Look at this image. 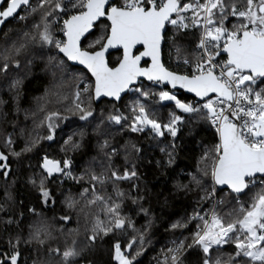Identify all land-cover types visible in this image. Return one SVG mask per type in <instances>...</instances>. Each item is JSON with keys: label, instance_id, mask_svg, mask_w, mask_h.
Instances as JSON below:
<instances>
[{"label": "snow or ice", "instance_id": "obj_1", "mask_svg": "<svg viewBox=\"0 0 264 264\" xmlns=\"http://www.w3.org/2000/svg\"><path fill=\"white\" fill-rule=\"evenodd\" d=\"M12 21L18 30L4 32L0 47V91L11 101L6 108L9 100L0 97V264H141L154 221L136 164L143 149L133 139L114 142L113 133L124 130L147 132L160 153L156 169L176 193L195 194L193 211L168 226L193 224L190 238L174 239L157 264H264V0H0V25ZM165 49L170 59L175 54V69L163 61ZM36 58L50 86L34 110L22 109ZM69 81L70 105L52 110L68 99L62 89ZM181 90L191 98H180ZM127 94L133 98L122 110ZM102 98L110 106L97 114ZM169 103L174 109L161 118L157 106ZM21 112L30 130L19 123ZM70 116L83 123L60 145L64 156L51 157L41 142H53ZM199 124L214 130L216 142L202 148L195 171L178 170L180 133L186 129L199 144ZM86 137L95 138L97 154L76 175L68 153L84 148ZM25 170L44 206L56 203L53 186L81 185L61 195L83 220L82 240L80 227L60 226L66 238L53 246L48 218L35 207L25 218L14 195ZM141 213L138 228L133 215Z\"/></svg>", "mask_w": 264, "mask_h": 264}, {"label": "trees", "instance_id": "obj_2", "mask_svg": "<svg viewBox=\"0 0 264 264\" xmlns=\"http://www.w3.org/2000/svg\"><path fill=\"white\" fill-rule=\"evenodd\" d=\"M13 30L17 29V24L15 21L11 23H6L0 33V47H3L4 39L3 33L9 32L12 34ZM85 41V45H86ZM169 50L165 49L163 53V61L165 58H169ZM117 53H113L109 60L112 61L115 59ZM175 54L171 60V65L175 69ZM22 65L24 64V58H21ZM166 63V62H165ZM43 67V61L39 58H36L32 66L31 72L28 74L27 79L25 80V90L23 95L20 98V106L22 109L34 110L36 107V98L43 96L45 89L50 86V77L46 76L41 70ZM77 68V67H76ZM74 90V84L72 81H69L68 84L64 86L62 91L68 97L64 100L62 104H50L49 108L52 110L59 109L63 112L65 106H69L72 99V92ZM180 98H184L182 92L179 93ZM0 97L5 100H9V104L6 105V108L11 107V101L9 94L6 91H0ZM131 94H127L122 101L120 102V107L124 110V106L130 103L132 99ZM191 98V97H189ZM105 101V100H103ZM99 104H94L97 114L100 112L101 108L110 106L106 105L104 102ZM159 109V115L161 118H166L169 111L174 109V105L167 104V106H157ZM19 123L21 126L27 125L30 130L33 125L31 119L25 121L23 112L19 115ZM83 123L78 120L75 116H70L68 120H62L57 129V135L53 142L42 141L41 148L44 152L51 157L60 158L64 156V153L60 152V145L63 143V140L66 139L73 132L78 130V126ZM118 127V126H117ZM8 131H12L11 126H8ZM40 131H44L41 129ZM89 136H91V129H88ZM196 137L195 140L199 141V144L193 141V137L188 135L185 130H182L180 135L183 138L184 149L181 151V154L178 158L177 165L178 170L187 169L190 171H195L196 161L199 157L202 148L205 145H210L216 142V136L213 129H211L206 124H199L196 128ZM114 142L123 143L125 139H133L138 145L143 149V152L140 154V159L136 161L139 174L141 176V183L145 186L146 199L143 201L144 206L150 210L151 219L154 221L151 231L149 233V238L151 243L146 246L144 254L138 259L141 261V264H157L158 259H163V250L171 246L174 239H184L185 237L190 238V232L193 228V224H189L187 228L182 230H171L168 226L177 221H181L186 218L188 214L193 211L194 196L195 194H189L187 196L183 194H178L174 191L172 187V181L168 176L162 174L160 170L156 169L155 161L160 159L159 149L154 148V141L150 139V136L147 132L141 134H134L124 131H116L113 133ZM95 138L93 137L89 140L87 137L85 139V147L82 148L79 152L68 153L75 162V173L79 175L84 168L87 166V163L91 161L93 156H96L95 150ZM20 147V143L17 144V150ZM41 152V155L44 154ZM35 165V158L32 161ZM123 159L120 158L117 160V165H122ZM12 167L15 170L17 168L16 162H12ZM27 171L21 172L20 178L17 179L14 195L16 197L17 203L23 201V211L25 218L31 217V213L28 212L29 207H35L38 212H42L52 223L55 228L53 235L56 237L55 240L51 241L53 246L60 244L61 246L64 243L65 236L60 234L59 228H63L67 231L68 229H76L80 227L81 235L78 239H83V220L80 219L76 211L67 209L63 204L64 197L61 195V191H67L69 189L75 194L80 189V184H73L71 181H66L61 190H56L53 186L54 196L56 203L54 205L44 206L41 204L38 199V193L33 191L30 186L25 183L24 177L26 176ZM3 179L0 178V193L3 191ZM126 190L129 188V184L125 182L122 185ZM135 194V193H133ZM223 194H219L220 198ZM205 208L208 207V204L203 205ZM126 208H135V205L131 204V201L126 202ZM131 214V213H130ZM62 215H70L71 219L68 222L61 221L59 219ZM79 219V224H78ZM133 219L136 222V226L139 228L145 223V218L143 214L133 215ZM26 234V230H25ZM22 251L24 256L28 255L27 248L22 246ZM102 258L108 260L106 251L102 253ZM30 264V262H29ZM111 264H116L115 261H112Z\"/></svg>", "mask_w": 264, "mask_h": 264}, {"label": "water", "instance_id": "obj_3", "mask_svg": "<svg viewBox=\"0 0 264 264\" xmlns=\"http://www.w3.org/2000/svg\"><path fill=\"white\" fill-rule=\"evenodd\" d=\"M7 23V22H6ZM5 23V24H6ZM3 27H4V25H0V33H1V31H2V29H3ZM113 53H116L114 50L112 51V54ZM163 58V57H162ZM69 63H71V62H69ZM142 63H143V61H142ZM75 67H77V68H82V66H79V65H76ZM181 92L183 93V91L181 90ZM184 95H188L189 97H190V94H185V93H183ZM126 95H124V97H125ZM107 98H102V101L103 100H106ZM102 101H97V102H95V104L97 105V104H99V103H101Z\"/></svg>", "mask_w": 264, "mask_h": 264}, {"label": "built area", "instance_id": "obj_4", "mask_svg": "<svg viewBox=\"0 0 264 264\" xmlns=\"http://www.w3.org/2000/svg\"><path fill=\"white\" fill-rule=\"evenodd\" d=\"M165 62H166L167 65H171V60H170V58H167V57H166V58H165ZM217 199H219L218 196H217ZM209 206H210V205H208V207H209ZM206 208H207V207H206Z\"/></svg>", "mask_w": 264, "mask_h": 264}]
</instances>
